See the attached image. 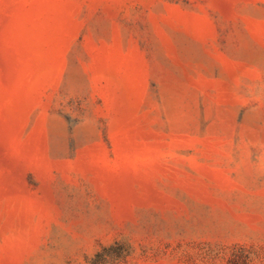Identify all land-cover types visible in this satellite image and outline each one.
Here are the masks:
<instances>
[{
    "label": "rangeland",
    "instance_id": "1",
    "mask_svg": "<svg viewBox=\"0 0 264 264\" xmlns=\"http://www.w3.org/2000/svg\"><path fill=\"white\" fill-rule=\"evenodd\" d=\"M0 264H264V0H0Z\"/></svg>",
    "mask_w": 264,
    "mask_h": 264
}]
</instances>
